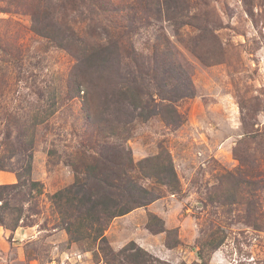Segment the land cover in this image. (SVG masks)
I'll return each instance as SVG.
<instances>
[{
	"label": "rangeland",
	"instance_id": "1",
	"mask_svg": "<svg viewBox=\"0 0 264 264\" xmlns=\"http://www.w3.org/2000/svg\"><path fill=\"white\" fill-rule=\"evenodd\" d=\"M91 2L0 0V185H17L3 194L0 264H137L120 254L130 242L157 264H264V0ZM108 41L121 46V72L130 69L146 105L158 107L115 133L95 121L112 118L100 113L104 85L86 76L95 86L88 106L71 89L79 55ZM176 65L193 95L163 100L176 90L164 76ZM169 160L176 189L150 175ZM109 164L128 176L110 182L132 180L156 199L113 219L106 249L87 239L91 227L72 240L52 196L86 181L91 166L104 177ZM151 216L165 232L149 230Z\"/></svg>",
	"mask_w": 264,
	"mask_h": 264
},
{
	"label": "trees",
	"instance_id": "2",
	"mask_svg": "<svg viewBox=\"0 0 264 264\" xmlns=\"http://www.w3.org/2000/svg\"><path fill=\"white\" fill-rule=\"evenodd\" d=\"M91 1L92 5H100L101 7L102 5L104 6V2H108V0ZM106 6L107 4H105V8ZM116 11L117 8L115 9V12ZM36 30L40 31L39 28H36ZM44 36L51 41H55L54 43L59 47L70 48L72 45L65 42L66 40L64 38L59 39L54 35V37H52L50 33H46ZM93 45L94 44L88 45V47H90V49L87 50L88 52H84L77 58L75 73L72 74L71 78L73 81V87H71V89L78 95L84 91L85 104L88 106L90 101H93L92 97L90 98V90H94L95 86L92 82H87L86 76L98 79L104 85L103 105L105 108H103L100 113H104L105 109H107L106 111L110 112L108 116L112 118L106 119V121L101 120L103 117L97 116V120L95 119V121L98 123L109 124V128L113 131L112 133H115L119 127L131 124L133 118L135 119L139 117L147 120L150 117L157 115L158 107H153L157 110L153 111L151 110L152 108L146 105L142 96L145 94V91L143 90L142 85L138 84L137 80L131 75L130 69L127 68L124 72H121L123 55L120 51L121 46L119 42L108 41L106 44L100 43L97 46ZM132 52L135 56V51L132 50ZM86 71H91L92 74H86ZM94 73H97L98 75L94 76ZM164 76L170 80L176 81V90L174 91L173 96L169 95V98L161 94L163 100L176 101L193 95L192 81L180 65H176V67L173 66L169 71L164 73ZM162 82L161 84H158L157 87L159 91L161 90V93L162 91L164 93V87L166 86L162 87ZM166 108H168L169 111L171 110V106ZM87 109H89L88 116H91L90 110L92 107L90 106ZM51 114H49V116ZM35 121V125H37L43 123L45 120L36 117ZM110 152L112 153L113 151ZM155 159L160 158L156 157ZM155 159H148L146 162L154 161ZM123 164L124 163H121L119 165L122 166ZM0 170L7 171L6 166H4L1 160ZM97 170L98 167H89L86 181L77 180L70 187L57 192L52 196V202L58 213L65 217L62 218L64 229L68 232L72 240L80 241L83 237L84 229L91 227L94 232V237H88L87 239L98 241L102 247L109 249L108 241L104 236V230L109 223L117 217L129 214L136 208L154 202L156 198L153 197L148 190L140 188L137 183L132 180L128 179L127 184L124 186H119L114 184V182H110L111 178L124 180L128 177L123 170L121 173L118 172L115 174L116 171L112 168L111 164L106 167V170L108 171L104 172V177L102 178L96 176L95 173H97ZM15 173L19 182H21V184H18L23 186L24 182L21 180L23 179V175L20 172ZM27 174H31L30 163L27 166ZM150 175L162 185L174 187V189L177 187L178 178L174 165L170 160L166 164L155 165ZM103 181H105L106 186H103ZM30 185L34 188L38 187V192L41 191L39 190L38 182H31ZM11 188H17V185H0V203L2 202L0 205V225L5 227H8L6 214L10 210V206L4 201L3 194ZM117 189L120 191L119 193L115 191ZM4 213L6 214L4 215ZM157 225H160V227H157ZM148 228L155 234L165 232L164 224L157 216H151ZM222 244L223 242H219L215 249H218ZM169 247L173 246L169 244ZM120 254L124 255L126 260H133V263L157 264L153 263L155 259L153 260L147 252L142 248L137 247L134 242H130L125 246Z\"/></svg>",
	"mask_w": 264,
	"mask_h": 264
}]
</instances>
